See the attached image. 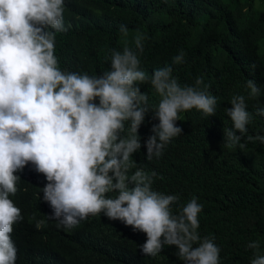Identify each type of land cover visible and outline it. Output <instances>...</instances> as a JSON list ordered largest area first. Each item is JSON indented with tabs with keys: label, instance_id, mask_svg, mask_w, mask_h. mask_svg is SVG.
<instances>
[{
	"label": "clouds",
	"instance_id": "9594fccd",
	"mask_svg": "<svg viewBox=\"0 0 264 264\" xmlns=\"http://www.w3.org/2000/svg\"><path fill=\"white\" fill-rule=\"evenodd\" d=\"M64 12L65 0H0V264H16L12 233L23 216L10 196L18 191L16 173L29 179L32 169L47 181L41 198L58 228L71 230L103 213L146 235L143 255L178 252L185 264H220L214 238L198 233L203 205L196 197L181 204L179 195L153 190L157 173L145 164L182 134L180 113L196 109L213 117L217 97L200 77L192 85L179 83L171 66L149 77L141 67L142 35L135 49L111 50L110 67L99 76L61 68V38L74 29ZM119 31L127 36L129 30L121 25ZM184 56L181 50L174 63ZM144 83L160 97L145 157L138 134L150 111L139 86ZM246 87L251 98L260 95L254 80ZM230 105L226 147L240 144L252 119L245 96H233ZM248 139L264 144L261 135ZM247 247L254 251L251 264H264L259 241Z\"/></svg>",
	"mask_w": 264,
	"mask_h": 264
},
{
	"label": "trees",
	"instance_id": "16d2710c",
	"mask_svg": "<svg viewBox=\"0 0 264 264\" xmlns=\"http://www.w3.org/2000/svg\"><path fill=\"white\" fill-rule=\"evenodd\" d=\"M253 3L65 0L64 21L74 29L61 38V68L99 76L110 67L111 50L135 49V38L142 35L141 67L149 77L155 69L171 66L179 83L192 85L200 77L217 97L213 117L196 109L180 113L182 134L166 145L160 158H145V164L148 172L157 173L153 190L179 195L181 204L196 197L203 205L198 233L214 238L221 249L220 264H251L254 251L247 245L253 241H259L264 255V144L248 139L264 136V115H258L264 110V10H255ZM121 25L128 28L127 36L120 33ZM181 50L183 61L174 63ZM248 80L256 82L259 96L250 97ZM139 86L150 106L138 133L145 157L143 145L159 123L153 112L160 97L149 83ZM235 95L245 96L252 119L240 144L226 147L223 129L232 128V121L225 109ZM16 174L18 191L10 199L23 216L12 233L16 264H185L178 252L143 255L139 246L146 235L103 213L74 229L58 228L41 198L45 177L34 169L29 179Z\"/></svg>",
	"mask_w": 264,
	"mask_h": 264
},
{
	"label": "rangeland",
	"instance_id": "374dc122",
	"mask_svg": "<svg viewBox=\"0 0 264 264\" xmlns=\"http://www.w3.org/2000/svg\"><path fill=\"white\" fill-rule=\"evenodd\" d=\"M255 10L261 11L264 10V3L261 0H254L253 3Z\"/></svg>",
	"mask_w": 264,
	"mask_h": 264
}]
</instances>
